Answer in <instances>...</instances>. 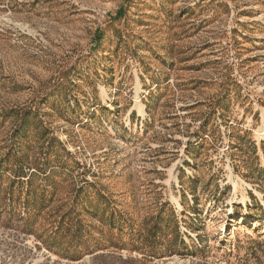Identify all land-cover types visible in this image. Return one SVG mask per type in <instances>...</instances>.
<instances>
[{"label": "rangeland", "instance_id": "374dc122", "mask_svg": "<svg viewBox=\"0 0 264 264\" xmlns=\"http://www.w3.org/2000/svg\"><path fill=\"white\" fill-rule=\"evenodd\" d=\"M0 264H264V0H0Z\"/></svg>", "mask_w": 264, "mask_h": 264}, {"label": "bare ground", "instance_id": "6f19581e", "mask_svg": "<svg viewBox=\"0 0 264 264\" xmlns=\"http://www.w3.org/2000/svg\"><path fill=\"white\" fill-rule=\"evenodd\" d=\"M139 112L141 115L144 114V111L142 109ZM175 202H176L177 207L180 208L181 207L180 204L177 201H175Z\"/></svg>", "mask_w": 264, "mask_h": 264}, {"label": "trees", "instance_id": "16d2710c", "mask_svg": "<svg viewBox=\"0 0 264 264\" xmlns=\"http://www.w3.org/2000/svg\"><path fill=\"white\" fill-rule=\"evenodd\" d=\"M121 11H119L118 13H117V15H120L121 13H120Z\"/></svg>", "mask_w": 264, "mask_h": 264}]
</instances>
